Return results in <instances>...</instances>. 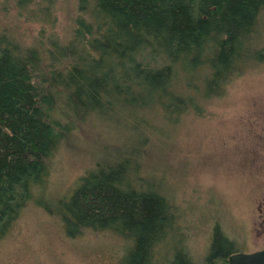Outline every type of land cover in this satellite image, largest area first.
Instances as JSON below:
<instances>
[{
	"label": "trees",
	"instance_id": "trees-1",
	"mask_svg": "<svg viewBox=\"0 0 264 264\" xmlns=\"http://www.w3.org/2000/svg\"><path fill=\"white\" fill-rule=\"evenodd\" d=\"M14 1L40 30L30 46L0 31V238L76 126L119 102L141 116L156 107L166 121L199 114L200 103L222 98L264 62V0H78L64 40L55 32L57 0ZM188 73L197 84L188 85ZM136 159L98 163L58 216L68 236L86 229L130 241L123 264H154L178 215L166 196L140 187L141 176L131 178L136 171L127 165ZM221 238L229 251L214 242L206 264H227L235 254ZM180 250L166 263L190 264Z\"/></svg>",
	"mask_w": 264,
	"mask_h": 264
},
{
	"label": "rangeland",
	"instance_id": "rangeland-1",
	"mask_svg": "<svg viewBox=\"0 0 264 264\" xmlns=\"http://www.w3.org/2000/svg\"><path fill=\"white\" fill-rule=\"evenodd\" d=\"M77 4L57 0L55 32L61 40L70 36ZM27 18L14 0H0V31L21 46L32 45L40 30ZM185 77L188 85L197 84L194 73ZM200 105L199 114L179 113L166 121L156 107L141 116L119 102L114 111L76 126L49 162L44 183L32 188L31 199L0 238V264H123L130 241L86 229L68 236L58 215L79 179L98 163L111 166L133 155L135 163L127 165L136 171L131 178L141 176L140 187L166 196L178 215L154 264L179 258L182 246L190 264H206L214 242L216 250L229 251L222 236L233 242L235 254L262 250L264 62L235 78L222 98Z\"/></svg>",
	"mask_w": 264,
	"mask_h": 264
},
{
	"label": "water",
	"instance_id": "water-1",
	"mask_svg": "<svg viewBox=\"0 0 264 264\" xmlns=\"http://www.w3.org/2000/svg\"><path fill=\"white\" fill-rule=\"evenodd\" d=\"M227 264H264V248L249 254H233Z\"/></svg>",
	"mask_w": 264,
	"mask_h": 264
}]
</instances>
